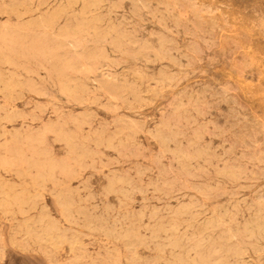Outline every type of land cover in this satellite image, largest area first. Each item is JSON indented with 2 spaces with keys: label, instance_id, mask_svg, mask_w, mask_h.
Returning a JSON list of instances; mask_svg holds the SVG:
<instances>
[{
  "label": "rangeland",
  "instance_id": "374dc122",
  "mask_svg": "<svg viewBox=\"0 0 264 264\" xmlns=\"http://www.w3.org/2000/svg\"><path fill=\"white\" fill-rule=\"evenodd\" d=\"M0 32V264H264V0H0Z\"/></svg>",
  "mask_w": 264,
  "mask_h": 264
},
{
  "label": "bare ground",
  "instance_id": "6f19581e",
  "mask_svg": "<svg viewBox=\"0 0 264 264\" xmlns=\"http://www.w3.org/2000/svg\"><path fill=\"white\" fill-rule=\"evenodd\" d=\"M13 16V15H12ZM14 17V16H13ZM14 18H16V17H14ZM42 25V24H41ZM92 28V27H91ZM92 32V31H91ZM2 35H5L3 32H0V36H2ZM62 35V34H61ZM125 49V48H124ZM4 50V49H3ZM1 52V51H0ZM31 53V52H30ZM16 60V59H15ZM79 60H80V58H79ZM73 65V64H72ZM49 67V66H48ZM72 67V66H71ZM86 67V66H85ZM39 68V67H38ZM70 69V68H69ZM18 71V70H17ZM79 75V74H78ZM80 76V75H79ZM82 77V76H81ZM9 78V77H8ZM4 80V79H3ZM56 80V79H55ZM13 86V85H12ZM59 89V88H58ZM7 99V98H6ZM5 102V101H4ZM12 102V101H11ZM4 123V122H3ZM77 128V127H76ZM1 129V128H0ZM78 130V129H77ZM6 132V131H5ZM134 133V132H133ZM9 134V133H8ZM24 135V134H23ZM134 135V134H133ZM166 135V134H165ZM89 137V136H88ZM129 137V136H128ZM155 137V136H154ZM5 138V137H4ZM157 140H159V139H157ZM160 141V140H159ZM53 142V141H52ZM157 142V141H156ZM64 144V143H63ZM173 144V143H172ZM161 145H163L162 143H161ZM169 145V144H168ZM164 146H166V145H164ZM163 146V147H164ZM167 147V146H166ZM67 148V147H66ZM161 148V147H160ZM177 149V148H176ZM160 151V150H159ZM162 151V150H161ZM169 151V150H168ZM162 154V153H161ZM164 154V153H163ZM181 154V153H180ZM29 155V154H28ZM129 157V156H128ZM165 157V156H164ZM151 159V158H150ZM155 159V158H154ZM181 159V158H180ZM67 160V159H66ZM156 160V159H155ZM154 160V161H155ZM73 163V162H72ZM152 163H154V162H152ZM178 163H179V161H178ZM155 166H156V164H155ZM24 167H25V165H24ZM101 167V166H100ZM149 167V166H148ZM150 168V167H149ZM151 168H152V166H151ZM180 168H181V166H180ZM2 169V168H1ZM145 169V168H144ZM80 172V171H79ZM185 173V172H184ZM5 174H6V172H5ZM186 174V173H185ZM130 175V174H129ZM163 176V175H162ZM106 178V177H105ZM17 179V178H16ZM163 179V178H162ZM60 180V179H59ZM171 180V179H170ZM57 181V180H56ZM162 182V181H161ZM166 182H167V180H166ZM165 182V183H166ZM175 182H177V181H175ZM168 183V182H167ZM174 183V182H173ZM122 184V183H121ZM177 184V183H176ZM175 184V185H176ZM183 184V183H182ZM185 184V183H184ZM60 185V184H59ZM186 185V184H185ZM61 186V185H60ZM180 186V185H179ZM52 187V186H51ZM177 187V186H176ZM56 188V187H55ZM64 188V187H63ZM176 190V189H175ZM206 190V189H205ZM28 192V191H27ZM67 192V191H66ZM166 192L168 193V191L166 190ZM201 193V192H200ZM73 194V193H72ZM77 194V193H76ZM157 194V193H156ZM173 194V193H172ZM165 195V194H164ZM201 195V194H200ZM50 196V195H49ZM5 197V196H4ZM154 197V196H153ZM54 198V197H53ZM78 198V197H77ZM160 198V197H159ZM132 199V198H131ZM204 199V198H203ZM55 201V200H54ZM129 201V200H128ZM158 201V200H157ZM162 201V200H161ZM204 201V200H203ZM44 203V202H43ZM130 203V202H129ZM158 203V202H157ZM125 204H127V202L125 203ZM202 204H203V202H202ZM57 205V204H56ZM232 205V204H231ZM239 206V205H238ZM16 207V206H15ZM130 207V206H129ZM59 208V207H58ZM120 208V207H119ZM165 208V207H164ZM120 209H122V208H120ZM134 209V208H133ZM169 209V208H168ZM200 209V208H199ZM212 209H214V208H212ZM118 210V209H117ZM219 210V209H218ZM235 210V209H234ZM253 210H254V208H253ZM133 211V210H132ZM60 212V211H59ZM134 212H136V211H134ZM133 212V213H134ZM177 212V211H176ZM88 213V212H87ZM102 213V212H101ZM130 213V212H129ZM137 213V212H136ZM230 213H231V211H230ZM237 213V212H236ZM236 213H234L235 215H236ZM135 214V213H134ZM161 214V213H160ZM77 215V214H76ZM10 216V215H9ZM21 216V215H20ZM133 216V215H132ZM121 217V216H120ZM146 217V216H145ZM176 217V216H175ZM186 217V216H185ZM6 218V217H5ZM139 218V217H138ZM196 218V217H195ZM197 218H199V217H197ZM205 218V217H204ZM228 218H229V216H228ZM104 219V218H103ZM127 219V218H126ZM172 219V218H171ZM185 219L186 218H184V221H185ZM194 219V218H193ZM170 220V219H169ZM205 220H206V218H205ZM125 221V220H124ZM147 221V220H146ZM195 221V220H194ZM263 221V220H262ZM153 222V221H152ZM178 222V221H177ZM193 222V221H192ZM231 222V221H230ZM252 222V221H251ZM124 223V222H123ZM130 223V222H129ZM198 223V222H197ZM221 223V222H220ZM109 224V223H108ZM120 224V223H119ZM202 224V223H201ZM86 225V224H85ZM124 225V224H123ZM133 225V224H132ZM247 225V224H246ZM138 227V226H137ZM177 227V226H176ZM180 227V226H179ZM211 227V226H210ZM243 227V226H242ZM145 228V227H144ZM254 228V227H253ZM188 229V228H187ZM257 229V228H256ZM195 230H196V227H195ZM201 230V229H200ZM210 230V229H209ZM243 230V229H242ZM98 231V230H97ZM126 231H128V230H126ZM145 231V230H144ZM241 232V231H240ZM27 233L29 234L30 233V231L27 229ZM139 233V232H138ZM151 234V233H150ZM45 235H47L48 237H51V230L50 231H47L46 232V234ZM99 235H100V233H99ZM113 235V234H112ZM110 236V235H109ZM144 236V235H143ZM84 237V236H83ZM114 237V236H113ZM145 237V236H144ZM97 238V237H96ZM200 238V237H199ZM105 239V238H104ZM110 239H112V238H110ZM35 240V239H34ZM170 240V239H169ZM9 242V241H8ZM51 242H53L54 243V241H51ZM98 242H100L99 240H98ZM110 242H112V241H110ZM168 242V241H167ZM193 242V241H192ZM223 242V241H222ZM93 244V243H92ZM98 244V243H97ZM103 244V243H102ZM110 244H112V243H110ZM99 245V244H98ZM209 245H211V244H209ZM50 246V245H49ZM92 246V245H91ZM67 247H68V245H67ZM98 247V246H97ZM91 248H93V247H91ZM145 248V247H144ZM155 248V247H154ZM97 249V248H96ZM114 249V248H113ZM136 249H138V248H136ZM69 250V249H68ZM88 250V249H87ZM98 250V249H97ZM123 250H124V248H123ZM128 249H126V251H127ZM24 250L23 249H21L20 251H18V252H23ZM173 251V250H172ZM98 252V251H97ZM121 252V251H120ZM120 252H119V254H120ZM238 252H239V250H238ZM83 253V252H82ZM128 253H130V251L128 250ZM169 253V252H168ZM185 253H186V251H185ZM195 253V252H194ZM72 254H74V253H72ZM71 254V255H72ZM129 255V254H128ZM73 256V255H72ZM150 256V255H149ZM192 256V255H191ZM146 258H147V256H146ZM156 258V257H155ZM192 258V257H191ZM68 260V259H67ZM121 260V259H120ZM125 260V259H124ZM155 260V259H154ZM170 260V259H169ZM44 261L46 262V263H48L45 259H44ZM85 262V261H84ZM164 263H166V262H164ZM49 264V263H48ZM202 264H207V263H205V262H203L202 261Z\"/></svg>",
  "mask_w": 264,
  "mask_h": 264
}]
</instances>
